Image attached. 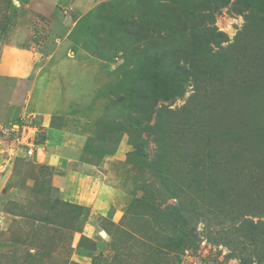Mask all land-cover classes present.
<instances>
[{
	"label": "rangeland",
	"instance_id": "374dc122",
	"mask_svg": "<svg viewBox=\"0 0 264 264\" xmlns=\"http://www.w3.org/2000/svg\"><path fill=\"white\" fill-rule=\"evenodd\" d=\"M75 2L0 0V127L37 139L0 134V264H264V0ZM168 48L183 96L136 105Z\"/></svg>",
	"mask_w": 264,
	"mask_h": 264
},
{
	"label": "trees",
	"instance_id": "16d2710c",
	"mask_svg": "<svg viewBox=\"0 0 264 264\" xmlns=\"http://www.w3.org/2000/svg\"><path fill=\"white\" fill-rule=\"evenodd\" d=\"M219 35L223 36L221 32ZM143 53V65L138 68L142 76L130 91L134 103L151 109L159 100L168 101L182 97L189 75L174 57L175 51L168 48L155 51L151 55ZM138 149L143 151L142 147Z\"/></svg>",
	"mask_w": 264,
	"mask_h": 264
},
{
	"label": "built area",
	"instance_id": "2783aa9c",
	"mask_svg": "<svg viewBox=\"0 0 264 264\" xmlns=\"http://www.w3.org/2000/svg\"><path fill=\"white\" fill-rule=\"evenodd\" d=\"M14 125L12 124L9 127H0V133L3 135H8L9 138L11 137L12 145H18V147H24L23 152L25 156H32L35 148H36V135L35 137L32 136L33 131L35 132L36 128L30 121L26 120L25 123L22 121L16 126L18 131L14 129ZM14 135V137H13ZM38 138V136H37Z\"/></svg>",
	"mask_w": 264,
	"mask_h": 264
},
{
	"label": "crops",
	"instance_id": "0c3cea01",
	"mask_svg": "<svg viewBox=\"0 0 264 264\" xmlns=\"http://www.w3.org/2000/svg\"><path fill=\"white\" fill-rule=\"evenodd\" d=\"M88 1L89 0H76V2H75V4H74V6L76 7L75 8V11L76 12H69V14L68 15H65V20H66V18L67 17H70L69 19H72V17H80L84 12H77V11H79L78 9H79V7H83V6H85V7H91L90 6V3H88ZM101 1H103V0H96V2L97 3H99V2H101ZM88 3V4H87ZM87 4V5H86ZM60 28H58V30L59 31H64V29L65 28H67V26H64L63 28H62V24H60ZM45 134H47L48 135V138H47V141H46V143H45V145L46 144H48L49 143V141H51L52 143L53 142H55V141H57V140H60V141H58V143H62V145H65L64 143H66V142H64L65 141V132L63 131H61V130H55V129H52V128H50L49 130H47L46 131V133ZM38 137H40L39 135H38ZM59 145V144H58ZM63 147V146H62ZM64 148V147H63ZM65 150H66V152H65V154H66V157H64L65 159H67L69 156L67 155V154H69V153H71L72 152V150H70V149H68V147L67 148H64ZM68 149V150H67ZM47 158L49 159V160H53L54 158H52V156L50 155V154H48V156H47ZM59 166L60 167H63V165L62 164H60L59 163ZM55 181H57L59 184L60 183H62V182H64L65 180H67V178L66 177H61L60 175H55ZM65 189H71L70 190V193H71V191H72V188H71V186H66L64 189L63 188H59V190H65ZM65 192H67V190L65 191Z\"/></svg>",
	"mask_w": 264,
	"mask_h": 264
},
{
	"label": "clouds",
	"instance_id": "9594fccd",
	"mask_svg": "<svg viewBox=\"0 0 264 264\" xmlns=\"http://www.w3.org/2000/svg\"><path fill=\"white\" fill-rule=\"evenodd\" d=\"M1 134V133H0Z\"/></svg>",
	"mask_w": 264,
	"mask_h": 264
}]
</instances>
